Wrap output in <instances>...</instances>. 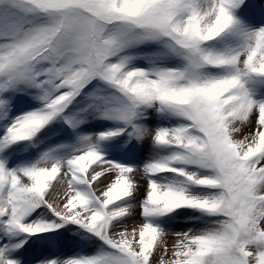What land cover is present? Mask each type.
Segmentation results:
<instances>
[{"label":"snow or ice","instance_id":"obj_1","mask_svg":"<svg viewBox=\"0 0 264 264\" xmlns=\"http://www.w3.org/2000/svg\"><path fill=\"white\" fill-rule=\"evenodd\" d=\"M0 264H264V0H0Z\"/></svg>","mask_w":264,"mask_h":264},{"label":"rangeland","instance_id":"obj_2","mask_svg":"<svg viewBox=\"0 0 264 264\" xmlns=\"http://www.w3.org/2000/svg\"><path fill=\"white\" fill-rule=\"evenodd\" d=\"M136 211H137V214H138L139 213V208H137Z\"/></svg>","mask_w":264,"mask_h":264}]
</instances>
